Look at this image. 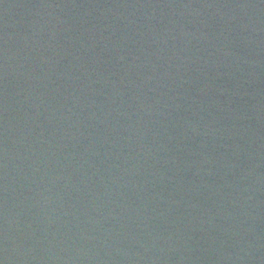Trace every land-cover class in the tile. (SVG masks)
<instances>
[{"label":"water","instance_id":"obj_1","mask_svg":"<svg viewBox=\"0 0 264 264\" xmlns=\"http://www.w3.org/2000/svg\"><path fill=\"white\" fill-rule=\"evenodd\" d=\"M0 264H264V0H0Z\"/></svg>","mask_w":264,"mask_h":264}]
</instances>
